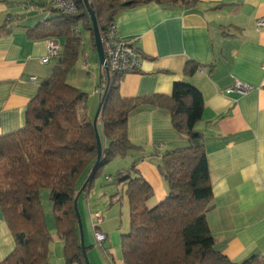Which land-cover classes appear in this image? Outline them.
I'll use <instances>...</instances> for the list:
<instances>
[{
    "label": "crops",
    "instance_id": "0c3cea01",
    "mask_svg": "<svg viewBox=\"0 0 264 264\" xmlns=\"http://www.w3.org/2000/svg\"><path fill=\"white\" fill-rule=\"evenodd\" d=\"M46 7L41 0H0V135L24 126L31 99L54 68L50 66L54 59L42 62L48 55L49 39L28 36V29L41 21L34 12H44V20L49 16ZM259 19H264V0H200L194 7L151 2L124 9L115 19L120 37L131 40L143 54L141 68L121 80L123 96L171 95L175 82L180 81L203 93L205 108L196 130L204 136L214 194L207 220L216 249L235 262L264 255V26L258 27ZM86 42L68 82L87 91L92 116L101 101L98 89L102 88L103 68H96ZM190 60L200 68L186 76L184 69ZM237 80L255 88L244 95L226 93ZM128 135L146 154L137 170L153 187L154 196L148 201L153 207L169 192L159 170L162 153L188 146L189 139L173 128L164 108L144 107L132 113ZM138 153L117 157L123 160L117 170L128 169ZM86 179L87 174L78 186L83 187ZM125 189L124 185L109 188L105 195L110 199L106 196L103 204L97 203L89 189L79 195L91 264H124L121 235L130 229ZM113 195L117 196L113 199ZM109 200L115 203L107 208ZM126 213L129 220L124 223ZM97 214L103 216L98 230L107 235L103 248L94 235ZM47 226L53 236L48 264H66L65 243L56 234L57 226L50 222ZM15 246L0 205V261Z\"/></svg>",
    "mask_w": 264,
    "mask_h": 264
},
{
    "label": "trees",
    "instance_id": "16d2710c",
    "mask_svg": "<svg viewBox=\"0 0 264 264\" xmlns=\"http://www.w3.org/2000/svg\"><path fill=\"white\" fill-rule=\"evenodd\" d=\"M74 1L79 10L73 14L45 3L49 16L28 29L31 39L63 40V50L31 99L24 126L0 135V205L16 243L0 264H48L53 236L41 203L44 187L50 189L57 235L65 243L66 264H87L75 207L82 189L78 182L87 174L83 190L89 189L106 164L134 151L139 153L134 154L130 167L119 171L115 179L116 184L126 187L129 199L130 229L121 235L124 264H264V255L253 254L235 262L215 247L207 220L213 186L204 136L196 130L205 100L195 85L180 81L175 82L171 95L125 97L120 83L126 73L107 74L103 68V109L97 121L103 154L97 164L98 142L89 113V94L68 82L83 46L80 23L90 31L96 50L88 9L83 0ZM199 1L89 0V4L102 35L124 9L151 2L165 7H194ZM199 68L198 62L190 60L184 73L192 76ZM144 107L168 110L173 128L189 139L188 146L162 153L159 170L169 192L153 207L148 206L153 187L137 170L146 154L128 135L130 115ZM85 249L88 252L90 247Z\"/></svg>",
    "mask_w": 264,
    "mask_h": 264
},
{
    "label": "built area",
    "instance_id": "2783aa9c",
    "mask_svg": "<svg viewBox=\"0 0 264 264\" xmlns=\"http://www.w3.org/2000/svg\"><path fill=\"white\" fill-rule=\"evenodd\" d=\"M48 6L57 8L65 13L73 14L78 12V6L74 0H41ZM264 26V19L258 20V27ZM104 53L109 68V72L129 73L138 71L141 68L142 54L137 51L136 46L131 40L120 37L116 21L109 24L107 29L101 35ZM63 50L61 41L57 37L49 38L48 55L42 58L43 63H48L51 59L57 58ZM31 81L35 82L36 77L32 76ZM255 87L251 84L237 80L233 85L226 89V93H238L241 95L247 94ZM98 92L101 94L102 89ZM108 181L112 180L111 176H107ZM103 221V216L97 214L93 217V228L96 242L103 248V244L107 239V235L98 230L100 223Z\"/></svg>",
    "mask_w": 264,
    "mask_h": 264
},
{
    "label": "rangeland",
    "instance_id": "374dc122",
    "mask_svg": "<svg viewBox=\"0 0 264 264\" xmlns=\"http://www.w3.org/2000/svg\"><path fill=\"white\" fill-rule=\"evenodd\" d=\"M34 15L36 16V18H39V20H42L46 16L44 12H40V11L34 12ZM79 28H80V31H81V34H82L84 42L87 41L86 44H88L91 47L92 55L94 56V58H93L94 59V63L96 64V68L99 69L100 63H99V60H98V53L94 49V47L92 45V38L90 37L91 33H90V31L85 30L83 28V24L82 23L79 24ZM56 63H57V60L54 59V60H52V63L50 64V66L54 67ZM90 76H93V73H91ZM97 108H98V106H97ZM96 112H97V109L92 113V118L93 119H94V117L96 115ZM99 130H100V127H99ZM121 161H123L122 158H117L116 160L114 159L111 162H109L108 164H106L100 170V173L95 178L92 186L89 188L90 192H92L91 194L95 193V195L93 197H96L97 203L103 204L102 201H104L103 199H105L106 196L110 199V195H105L106 191L109 188L113 187V188L116 189V188L119 187V185L116 184V182H115L116 180L115 179H116V176H117V174L119 172L117 170V168H118L119 165H121V164H118V163H121ZM107 175H111L113 177V180L110 181V182L107 181L106 180V176ZM119 189L122 192V189L121 188H119ZM40 197H41L42 207H43V210H44V213H45L46 222H50L52 224V226H53V224L56 225V221H55L54 214H53V203H52V201L50 199V189L48 187L42 188L41 192H40ZM112 202H113L112 200H109V202L107 203V208L108 207H112L114 205L115 202H113V204H112ZM119 207H121L120 203H119ZM128 216L129 215H127V213L125 215H122V219L124 220V223L128 222V220H129ZM83 231H84V237H85L84 227H83ZM56 234H57V232H56ZM88 257L90 259L89 253H88Z\"/></svg>",
    "mask_w": 264,
    "mask_h": 264
},
{
    "label": "water",
    "instance_id": "95a60500",
    "mask_svg": "<svg viewBox=\"0 0 264 264\" xmlns=\"http://www.w3.org/2000/svg\"><path fill=\"white\" fill-rule=\"evenodd\" d=\"M83 1L85 3L86 8L88 9V12H89V15H90V19L92 21L94 38H95V45H96V51L98 53L99 63L101 65V67L104 68V70L106 71V73L109 74V68H108L107 61H106V57H105V53H104V48H103V43H102V37H101V32H100V29H99L97 17L95 15V12L93 11V9L91 8V6L89 4V0H83ZM102 109H103V101L101 99V101L99 103V106H98V109H97V112H96V115H95V117L93 119V124H94V128H95V131H96V137H97V142H98V159H97V164H98V162L101 159L102 154H103V145H102V141H101V138H100V134H99L98 128H97L98 117L102 113ZM96 166L97 165H95L94 169L96 168ZM86 183H87V181L85 182V184L83 185V187L86 185ZM83 187L80 190V192H79V194H78V196H77V198L75 200V207L77 209V214H78V222H79V230H80V240H81V245L83 247V253H84V256H85L86 263L87 264H91V262L89 260V257H88V254H87V251L85 249V246L86 245H85V241H84L83 224H82L81 215H80V212H79V209H78V198H79L80 193L83 190Z\"/></svg>",
    "mask_w": 264,
    "mask_h": 264
}]
</instances>
